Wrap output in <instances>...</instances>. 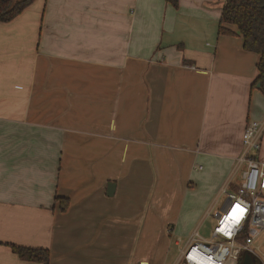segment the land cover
<instances>
[{
	"label": "crops",
	"instance_id": "crops-1",
	"mask_svg": "<svg viewBox=\"0 0 264 264\" xmlns=\"http://www.w3.org/2000/svg\"><path fill=\"white\" fill-rule=\"evenodd\" d=\"M224 2L32 0L0 22V264H41L11 244L47 248L49 264L107 258L108 199L136 227L146 204L116 198L125 176L156 170L209 197L237 186L242 133L264 119V93L258 54L234 24L219 31ZM55 196L69 199L64 211ZM165 253L159 243L156 264Z\"/></svg>",
	"mask_w": 264,
	"mask_h": 264
},
{
	"label": "rangeland",
	"instance_id": "rangeland-1",
	"mask_svg": "<svg viewBox=\"0 0 264 264\" xmlns=\"http://www.w3.org/2000/svg\"><path fill=\"white\" fill-rule=\"evenodd\" d=\"M241 170L242 167L233 177L237 183L240 181ZM124 179L126 187L123 192L118 193L116 198H119L121 203L126 205L125 209H134L135 205L145 200L141 223L137 228L133 225V220H127V214L120 215L121 221L118 222L116 219L118 216L115 215L117 210H115L113 201L108 199L105 205L106 219L104 220V229L108 230L107 236L109 237L108 257L106 258L107 250L105 249L103 255L99 254L100 257L97 255L90 256L88 258L89 264H98L102 258L104 264H156L154 251L159 243L163 244V249L166 251L162 263L175 264L181 248L184 247L194 232L203 239L218 240L212 236V228L216 224L215 212L226 198L225 194L218 197L217 207L211 214L205 216L216 197L215 194L210 197L207 196L206 191H203L202 188H195L196 185H188V182L185 181L182 187H176L175 177H162L156 170L150 173L141 171L134 176H125ZM145 181L152 182L148 189L142 184ZM161 181H165V186ZM234 188L227 187V190ZM130 203H133L132 207L128 206ZM154 204H156L155 209L153 208ZM100 210L101 208L95 205L91 210L90 237L93 251L99 247L95 242V237ZM153 212L158 214L151 216ZM148 221H151L152 225ZM263 238L264 232L256 241L260 242ZM124 241L128 244L127 250H125L126 257L122 256L121 243ZM262 248L264 249V243ZM125 258H128L127 262ZM225 264H237V260L228 257Z\"/></svg>",
	"mask_w": 264,
	"mask_h": 264
},
{
	"label": "built area",
	"instance_id": "built-area-1",
	"mask_svg": "<svg viewBox=\"0 0 264 264\" xmlns=\"http://www.w3.org/2000/svg\"><path fill=\"white\" fill-rule=\"evenodd\" d=\"M263 129L264 119L247 121L242 133L243 152L239 158V161L244 162L240 181L231 190L223 185L205 213V216L211 214L218 205V197L226 195L215 212L216 224L212 228V236L218 240H206L194 232L181 248L175 264H225L228 257L237 260L244 252L264 264V238L260 242L256 241L264 232V159L255 155L260 148ZM236 205L245 210L243 216L238 223L227 221L226 218L232 215ZM221 228L225 231H221ZM193 248H196L198 255L205 257L206 263L190 258Z\"/></svg>",
	"mask_w": 264,
	"mask_h": 264
},
{
	"label": "trees",
	"instance_id": "trees-1",
	"mask_svg": "<svg viewBox=\"0 0 264 264\" xmlns=\"http://www.w3.org/2000/svg\"><path fill=\"white\" fill-rule=\"evenodd\" d=\"M32 0H0V22L7 21L17 15ZM175 8L179 0H165ZM219 31L231 32L223 23H231L237 27L242 37L243 48L256 52L257 74L253 84L259 83L258 88L264 93V0H225L219 17ZM59 207L64 211L69 203L66 197L55 196ZM12 251L22 260L36 261L49 264V250L45 247H28L23 245H10ZM241 255L237 258L240 264ZM253 264H260L254 260Z\"/></svg>",
	"mask_w": 264,
	"mask_h": 264
},
{
	"label": "water",
	"instance_id": "water-1",
	"mask_svg": "<svg viewBox=\"0 0 264 264\" xmlns=\"http://www.w3.org/2000/svg\"><path fill=\"white\" fill-rule=\"evenodd\" d=\"M257 86H259V83L256 84ZM113 190H114V184L113 183H109L107 185V188H106V194L107 195H112L113 193ZM240 264H253L254 262V259L253 257L251 256V254L247 253V252H244L242 255H241V258H240Z\"/></svg>",
	"mask_w": 264,
	"mask_h": 264
},
{
	"label": "snow or ice",
	"instance_id": "snow-or-ice-1",
	"mask_svg": "<svg viewBox=\"0 0 264 264\" xmlns=\"http://www.w3.org/2000/svg\"><path fill=\"white\" fill-rule=\"evenodd\" d=\"M244 211H245V210H244L243 208H241L239 205H236V207L233 209L232 215L229 216V217H227L226 220H227V221H231V222H233V223H238L239 220H240V218L243 216ZM220 230H221V231H225L224 228H221ZM190 258H191V259H194V260L196 259L195 256H192V257H190Z\"/></svg>",
	"mask_w": 264,
	"mask_h": 264
},
{
	"label": "bare ground",
	"instance_id": "bare-ground-1",
	"mask_svg": "<svg viewBox=\"0 0 264 264\" xmlns=\"http://www.w3.org/2000/svg\"><path fill=\"white\" fill-rule=\"evenodd\" d=\"M191 256H195L197 259H199L202 263H206L205 257H202L196 253V248H193L191 251Z\"/></svg>",
	"mask_w": 264,
	"mask_h": 264
}]
</instances>
